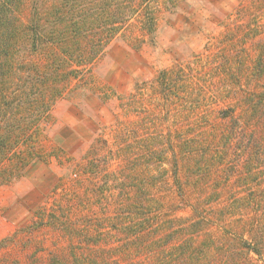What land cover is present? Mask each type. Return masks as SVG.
I'll use <instances>...</instances> for the list:
<instances>
[{
  "label": "rangeland",
  "instance_id": "1",
  "mask_svg": "<svg viewBox=\"0 0 264 264\" xmlns=\"http://www.w3.org/2000/svg\"><path fill=\"white\" fill-rule=\"evenodd\" d=\"M131 22L107 45L88 80L80 86L71 84L73 87L54 101L50 118L34 132L33 156L26 158L18 175L0 185V264H53L63 255L71 263H86L91 259L86 255L87 245L95 239L103 244L108 230L114 240L110 260H148L145 249L149 248L144 247L139 256L132 242L127 243L131 239L112 227L119 217V203L94 195L99 188L96 185L101 181L116 192L118 183L134 170L142 174V183H147L144 189L150 193L154 184L166 180L162 175L172 151L167 150L156 163L155 147H165L169 140V149L174 146L179 156L180 140L186 135L200 144L210 139L217 142V149H212V156H217L223 131L211 137V127H227L250 93L257 99L264 92V77L256 81L247 76L258 55L263 56V64L257 68L264 71V0H178L170 9L159 5L153 41L140 36L138 25ZM234 57L246 63L241 67ZM227 60L232 61L230 72L245 70L239 80L223 79L222 64ZM188 64L197 68V73L201 69L200 82L193 85L192 96L188 93L173 106L167 95L154 91L152 85L158 86L154 79L162 69ZM196 100L199 108L189 119V108ZM223 111L227 116H222ZM261 112L259 119L253 111L248 113L253 116L248 126L240 121L238 125L246 127L226 145L225 158L232 171L228 172L227 164L219 167L216 163L200 177V189L184 190L190 204L199 202L196 197L232 202L228 208L231 224L219 233L230 232V241L238 248L244 240L249 245V240L259 254L243 250L240 257L236 252L229 264H264V105ZM129 142L134 143L135 154L147 152L149 158L123 171L121 154ZM4 165L11 166L9 161ZM239 198L248 205L238 204L235 199ZM214 201L218 214L222 205ZM145 205L143 212L148 213L153 205ZM191 209L187 206L178 214L188 216ZM85 228L89 236L74 234L75 229ZM144 232L152 233L150 227ZM122 240L127 243L126 250L124 245L116 246ZM212 253L215 256L216 251ZM101 256L102 252L97 259Z\"/></svg>",
  "mask_w": 264,
  "mask_h": 264
},
{
  "label": "trees",
  "instance_id": "2",
  "mask_svg": "<svg viewBox=\"0 0 264 264\" xmlns=\"http://www.w3.org/2000/svg\"><path fill=\"white\" fill-rule=\"evenodd\" d=\"M177 2L178 0H0V185L18 175L19 170L27 164L26 158L30 159L34 154V132L37 133L36 129L42 121L50 118L54 101L72 88L71 84L80 86V82L88 80L87 75L92 66L103 55L111 40L127 29L131 21H135L141 32L140 36L149 37L153 41L159 5L170 9ZM233 59L241 67L245 62L241 59L238 61L236 57ZM253 60L256 66L247 76L257 81L264 77V71L257 68L263 64V56L258 55ZM231 62L227 60L222 64L223 79L239 80L245 70L240 68V73L230 72L228 67ZM198 73L197 68L195 70L189 64L175 65L160 70L154 79L158 86L156 89L154 85L152 87L162 97L167 95L172 105L177 106V101L187 98L188 93L189 96L193 95V85L200 82ZM262 95L264 92L256 99V95L250 93L240 106L239 114L233 118V123L227 127H211V137L217 136L221 129L223 131L222 150L217 156H212V151H215L212 149H217V142L212 139L200 144L193 136L186 135L180 140L179 156L173 151L174 146L169 149V140L165 142V147L157 145L153 152L156 163L163 160L167 150L172 151L167 161L168 168L164 169L162 175L166 180L154 184L150 193L144 189L147 183H142L145 182L142 174L140 176L134 170L118 183L116 192H112L108 186V189L104 187L101 181L99 186L96 185L99 188L93 191L94 195L100 194L107 202L119 203V217L112 221L115 223L112 227L125 233L126 239H131L127 243L132 242L131 246L138 251L139 256L143 255L144 247L149 248L145 249L148 251L145 253L149 254L148 260H110V251L113 250L110 248L114 246V240L109 238L111 231L108 230L103 244L95 239L87 245L86 255L91 258L90 261L71 263L63 255L62 259L54 260L53 264H216L217 260L229 264L236 254L241 257L243 250L259 254V250L249 240V245H245L247 240H244L245 247L239 244L238 248L236 243H231L230 232L219 233V230L227 229L231 224L228 216L232 212L228 208L232 202L220 201L222 206L217 214L213 198L201 201L196 197L199 202L190 204V197H184V190L190 193L199 188L200 177H203L204 171L210 166H215L216 163L219 167L227 164L228 168L230 161L225 158L228 155L226 145L238 136V130L246 127L239 126L240 121L248 126L253 117L248 113L253 111L258 119L263 115ZM198 104L196 100L189 108L192 111L189 119H193L191 115L197 112ZM222 116L227 114L223 111ZM134 147V143L129 142L128 149L121 154V157L124 156L123 167H120L123 171L126 168L131 170L140 164L139 160L149 158L147 152L135 154ZM6 161H9L10 167L4 165ZM232 169L228 168V172ZM162 172L160 170L157 175ZM235 200L242 206L248 205L242 198ZM150 202L153 207H149L148 213L143 212L145 204ZM187 206L192 208L190 215L178 214ZM129 218L131 219L127 221ZM149 227L152 233L145 235L147 232L144 231H148ZM74 234L89 236V229H75ZM119 240L120 237L117 241ZM127 243L122 240L116 246L124 245L126 250ZM106 245L110 247L106 248ZM213 251H216L215 256ZM101 252L102 258L98 260L97 256ZM234 253L236 254L233 256Z\"/></svg>",
  "mask_w": 264,
  "mask_h": 264
}]
</instances>
